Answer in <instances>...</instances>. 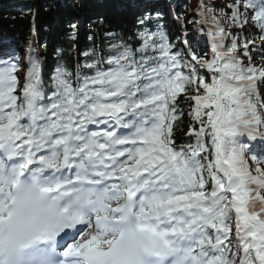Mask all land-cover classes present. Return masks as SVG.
<instances>
[{"label":"snow or ice","instance_id":"6c2138e0","mask_svg":"<svg viewBox=\"0 0 264 264\" xmlns=\"http://www.w3.org/2000/svg\"><path fill=\"white\" fill-rule=\"evenodd\" d=\"M197 14L209 52L145 7L47 79L0 38V264H264V0Z\"/></svg>","mask_w":264,"mask_h":264},{"label":"trees","instance_id":"16d2710c","mask_svg":"<svg viewBox=\"0 0 264 264\" xmlns=\"http://www.w3.org/2000/svg\"><path fill=\"white\" fill-rule=\"evenodd\" d=\"M157 1L160 5L158 12L162 17L160 22L165 25L171 38L183 40L186 32L187 38L198 50L210 51L206 46L201 49L205 38L199 31L198 22L201 17L197 10L200 3L195 9H190L187 6L189 0ZM177 1L181 2V6L176 12L185 16L179 20L192 23L181 24L170 16L166 5L170 2L176 9ZM163 2L166 4L165 7L162 5ZM207 2L211 5L214 0ZM215 2L222 5L225 0ZM144 8L140 0H0V38L10 39L16 48L28 46L33 28H36L40 43L34 48L47 60L45 70L47 79V72L55 63L54 53L58 47L70 53L66 55V59L75 63L76 51L72 49V43H75L76 49L80 51L90 47L88 37L97 29L96 21L103 19L105 25L110 28H131L137 14ZM73 23L78 26L77 37L74 42H70L68 34ZM187 123L185 119L181 125L185 131ZM178 135L183 136V132Z\"/></svg>","mask_w":264,"mask_h":264},{"label":"rangeland","instance_id":"374dc122","mask_svg":"<svg viewBox=\"0 0 264 264\" xmlns=\"http://www.w3.org/2000/svg\"><path fill=\"white\" fill-rule=\"evenodd\" d=\"M191 2V9L195 8L196 6H198L199 0H190ZM182 17H185L182 15ZM26 50V49H25ZM25 50L23 48H21L20 53H24Z\"/></svg>","mask_w":264,"mask_h":264},{"label":"bare ground","instance_id":"6f19581e","mask_svg":"<svg viewBox=\"0 0 264 264\" xmlns=\"http://www.w3.org/2000/svg\"><path fill=\"white\" fill-rule=\"evenodd\" d=\"M191 1H188L187 2V6L189 7V8H191V3H190Z\"/></svg>","mask_w":264,"mask_h":264}]
</instances>
